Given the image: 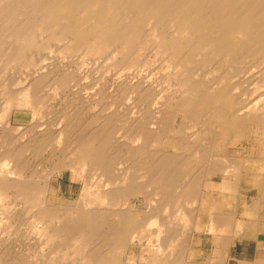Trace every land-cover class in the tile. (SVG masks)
<instances>
[{
  "label": "bare ground",
  "instance_id": "bare-ground-1",
  "mask_svg": "<svg viewBox=\"0 0 264 264\" xmlns=\"http://www.w3.org/2000/svg\"><path fill=\"white\" fill-rule=\"evenodd\" d=\"M248 3L251 4H249L250 9L247 7ZM203 25L209 28H207L210 35L208 36L212 43L208 46L211 48H216L222 40L244 39L248 43L263 41L264 0H0V215L8 214L6 217L8 220L3 216L5 222L0 223V227L5 226L4 231L8 232L4 233L1 230L0 240L6 233L10 239L12 226L18 224L20 219H27L29 221L28 229H30L27 231L34 235L35 241L44 242L43 248H45V244L50 247L56 244L59 249L61 248L59 243L66 246L64 250L68 254L63 251V256L60 258L62 252H58L60 253L58 257L57 251L53 248L58 260L54 257L55 255L51 254L53 258L50 257L51 259L46 264H132L136 259L144 260L146 258L145 255L140 254L142 251L149 253L148 264H181L179 257H172L170 252L171 239L175 234L170 230V220L175 218L170 219V167L174 161L170 162V61H176L179 57V51L182 48L179 38L187 36L190 40H194L192 37L202 33L200 27H204ZM247 32H254V34L250 37ZM255 32L259 34L256 35ZM54 46L58 49L53 51H58V56H56L57 53L54 55L59 58L61 68L64 67L62 64L66 58L73 59L75 55L79 57V53L82 52L84 56H92L96 59L98 56L102 59V56L105 57L106 54L108 56V52H110L111 56L108 57L112 59H109L113 63L119 64L118 66L121 68L127 69L128 75L126 74L124 79L118 80L117 84L133 91L136 98L129 102L132 105H138L139 109L137 110L135 106L133 109L137 111L134 114H124L125 117H122L124 115L121 114L122 116L117 117L112 115L113 109L112 113H109L110 104L109 107L106 105L109 108V110L107 109L109 114H107L103 106L106 104H104L101 94L103 90L98 91L97 88L100 86L96 85L97 87H95V81L92 82L93 87L90 88L94 89L95 87L99 93H95L94 90L92 93L90 89L88 91L91 92L84 95L83 91V94L80 95V90L87 88L81 87L80 94L78 91L73 92L75 96L70 94L71 96L68 97L66 95L68 99L70 98L69 101L60 99V93L62 94L68 88L71 80H75L73 73L76 71L71 72V75L66 67L64 69L69 74L63 72L64 69H61L62 72L60 70L57 72L58 64L54 69L49 60L46 61V58H53L52 54H49L51 58L49 57L48 52L52 53V47L55 49ZM187 49L190 48L187 47L185 50ZM148 51L152 52V60L146 57ZM204 53L207 52L204 51ZM204 53L202 51L201 56ZM211 56L215 58L216 55ZM85 57L82 56L83 59ZM217 58L219 57L217 56ZM107 60L104 59L105 62L99 60L103 64L101 63L102 67L98 69L100 63L96 67L95 63L91 61L95 68L91 69L90 64L92 65V63L90 62L89 69L92 72L95 70L97 73L101 71L104 73L108 67L105 63L112 62ZM57 63H59L58 60ZM149 63L153 64L152 68L156 69L154 70L155 74L148 73L151 74L148 75L146 73ZM145 65L148 66L145 67L146 69H144ZM110 67L112 66L110 65ZM118 68L121 73L123 69ZM130 68L137 70H133L134 77L129 74ZM23 69H29V71H23L26 77L22 72ZM115 71L114 69L113 72ZM20 73L24 75H20ZM84 73L85 71L82 69L77 71V75L85 76V78L90 71L83 75ZM105 75L107 76V72ZM111 76L110 78L113 80L114 77ZM93 77L100 76L93 75ZM87 82H89L88 79ZM101 82L103 81L101 80ZM222 82L219 81V86H215L209 95L197 96L198 101H194L196 104L198 103V109L206 107V105L209 108L212 107L210 108L212 111L209 108L208 110L209 113L211 112L209 117L213 124L210 120L211 123L208 120H205V124L202 123L204 125L210 123L206 127L212 126L218 132L221 129L223 132L229 130L233 132L232 130L237 128L238 130L253 128L255 132L260 130L261 133L253 136H260L259 139L264 138V104L257 103L262 97L258 101L256 100L257 102L250 104L245 111L242 108L229 114L226 105L227 102H231V98L227 91L220 87ZM75 85L76 83L74 87ZM110 85L109 90H111ZM46 86L52 87L50 89L53 93L46 88L52 95H42L41 91ZM77 86L80 87V85ZM184 86L186 85L183 84V88H185ZM122 92L128 93L129 91ZM111 94L110 96H112ZM198 95L200 96V94ZM66 96L64 95L63 98ZM172 98L174 99V97ZM118 99H121V96ZM122 99H125L124 94H122ZM115 100L117 101L116 98ZM110 101L113 105V100L110 99ZM174 102L175 106H172L176 109H188L195 104L191 103L189 97L180 103L175 100ZM129 106H127V111ZM116 110L119 112V109ZM204 111L206 112L205 109ZM16 113L28 114L29 121L25 125L16 122L14 120ZM196 115L198 118L199 114ZM114 122L119 124L122 122L120 124L122 127L118 126L122 128V132L117 133V126L114 130ZM198 126L200 127V125ZM201 133L198 135H203ZM252 133H254L253 130ZM221 134L224 133L221 132ZM195 135L197 136V134ZM207 136L209 137V135ZM215 136L217 142L213 148L217 152L219 149L217 145L225 135ZM200 138L202 141L199 139V142L206 139ZM193 141L198 142L197 137L189 142L193 144ZM197 147L195 146V148ZM184 150L186 151V149ZM263 152L258 151L257 157L255 159L252 157L253 159L250 161L255 162L260 157L264 159ZM193 155H196V152ZM184 162L186 163V161ZM182 163L181 165H183ZM180 167L179 169H181ZM211 167H213L212 164ZM229 168L231 166L208 168L200 174L202 176V173L208 175L221 173L223 176H234L238 180L248 172L244 170V173L238 167L231 170ZM64 171L70 172L71 180H82L84 182L82 189L75 201L61 198L51 201L50 197L54 195L52 182ZM260 173L257 172L254 175H261ZM255 180L253 186L260 196L258 199L256 198L257 201L254 205L256 208H260L263 206L261 205V200H263L261 196L264 192L262 185L264 183L259 178ZM197 181L198 184L199 179ZM249 182L251 183V181ZM197 184L188 185L185 189L196 190V193L201 185ZM225 187H227L225 183L220 186L221 189ZM196 197L193 198V201L197 200ZM193 203L191 204H196ZM198 204L200 205V203ZM143 207L145 208L142 209ZM185 207L186 204L183 207L184 211ZM191 210L190 214L187 212L188 216L183 213L184 211L179 213V210V215L174 219L175 223L181 227V232L187 235L185 243L191 235L189 229L195 222L196 211ZM29 216H32L33 220L31 218V221L28 220ZM6 221L8 222L6 223ZM188 223H191V226ZM7 224L8 228H6ZM238 224L234 225V235L244 229ZM188 226L191 228L187 230ZM217 227L222 228L217 224L210 228L214 236L220 234L221 229L218 232ZM24 231L25 234L27 231ZM230 234H228L229 236L223 235L226 237L224 244L223 241L220 245L218 244L220 247L223 244L222 247L227 248L229 242L232 241ZM249 235L247 234V236ZM26 242L24 243L26 244ZM30 242L32 243V241ZM185 243L181 245L183 246L182 251L185 250ZM135 245L139 249V256L130 254L131 247ZM49 251L51 250L49 249ZM222 251L224 254L226 250ZM19 252L15 256H18ZM46 252L44 251L45 255ZM65 253L67 257L64 255ZM23 254H21L22 259L28 256L26 254L23 257ZM10 259L12 264V257ZM21 262L20 260L18 263L21 264ZM32 262L34 264V260Z\"/></svg>",
  "mask_w": 264,
  "mask_h": 264
},
{
  "label": "rangeland",
  "instance_id": "rangeland-1",
  "mask_svg": "<svg viewBox=\"0 0 264 264\" xmlns=\"http://www.w3.org/2000/svg\"><path fill=\"white\" fill-rule=\"evenodd\" d=\"M249 4L250 3H248L247 7L250 9L251 6H249ZM248 8H247V10H248ZM203 26L204 27H200L202 33H200V34L198 33L199 35L197 34V36L194 38L192 37V39H194V40H190V38L187 36H181V38H179L181 41L180 45L182 46V48L179 51L180 52L179 57H177L178 59L176 61H173V62L170 61V105L175 106L174 100L179 101V103H180L182 101H185L186 98H188V97L190 98L192 104L195 103L191 108H188V109H176L173 106H172L173 108L170 106V162H172L171 160H174L173 163H171V167H170V177H171L170 178V219L172 217L176 218L181 211L183 212L184 211L183 207L185 206V204H186V207H185L186 212L184 211L183 213L185 215L187 214L186 216H188V213L189 214L191 213L190 212L191 209H192L191 211H196L198 209V206H199L198 211H196V214L194 215L195 220L194 219L193 220L195 222H193L192 228L190 227L191 223H188V225H190V226H188V228L186 227L187 230L189 228H191V229H189L191 231V235H190L189 239L187 240V243H185L186 241H184L187 239L186 238L187 235H185L183 232H181V229H180L181 227L179 226L178 223H175L176 222V220H174L175 218H172L170 220L171 221L170 230L172 232H175L174 237L171 239L172 243H170V247H171L170 252L172 253V257H179L181 264H225L226 262H225L224 258L226 257L228 251H226L223 254L222 245H221V247L219 246L222 241L224 244V239H225V236L220 235L221 232H222V234H225V232H226V234L228 232H233L235 229L234 225L238 224V223H239L238 224L239 226L244 227L247 231H251V232L252 231L254 232V228L257 227L258 225L264 226V195H263L264 192L261 196L263 199V200H261V205H263V206L262 207L260 206V208H258V207L256 208L254 203H255V201H257L258 196H260V195L257 194L255 187L253 186L254 182L256 181L255 180L256 178L257 179L259 178L260 181L264 183V181H263L264 180V161H263L264 159L260 157V158H258L259 160L257 159L258 161L256 160L257 162L256 161L255 162L250 161L253 158L255 159L257 157L256 153L258 151H262V152L264 151V138L259 139L260 136H257V137L253 136L254 134L260 135L261 134L260 130L255 132V129H253V128H248V129H245V128L242 129L241 128L240 129L241 131H240L237 128L236 130L233 129L232 130L233 132H231V130H229L230 132L229 131L223 132V131H221L223 129H221L218 132L212 126H210L212 128H210V127L207 128L206 126H209L210 123L212 122V119L209 117V115L211 113V112L209 113V110L212 111L210 109L212 107L209 108V106L206 105V107L203 106V107H201V109H198L197 108L198 103L196 104V102L199 99L196 97L197 96L203 97V96L209 95V93L214 89L215 86H217V85L219 86V84H218L219 81H223L222 85H220V87L222 89H224L225 91H227V94L231 98V100H230L231 102H229V103L227 102V105H226V108L229 111V114H231V112L234 113L236 111H239V109L241 110L242 108H243V111H245V109L250 104L254 103L256 100L258 101V99H260V97L263 98V96H264V39H263V41H258V42L253 41V42H251L252 44L246 42L244 39H235V40L233 39L230 41L222 40L220 43L217 44L216 48H211L208 46V45H211L210 43H212V40H210L211 42L209 41L210 35H209V31L207 30L208 26H205V25H203ZM247 34H248V36L252 37L254 32L253 33L247 32ZM255 34L258 35L259 33L255 32ZM191 42H192V45H191ZM189 44L191 47L188 46ZM55 47L56 46H54V48ZM187 47L190 49L185 50ZM56 49L57 48L53 49V47H52V53H51V51H49L50 53L48 52V55L52 54L51 57L55 58L56 60L51 58L49 55V57L51 59L46 58V61L49 60L52 67L54 66V69L58 64V66L56 68L57 72H59V70H60V72H62V70L66 67H67L66 69L70 72V74H71V72L73 73L76 71L75 73H73L74 79L76 81L71 80V83L68 86V88H66L62 92V94L60 93V95H59L60 99H63V100L67 99V101H69L70 98L68 99V97L71 96L70 94H72V96H75L74 95L75 93H73V92H78L81 89V87L82 88L87 87L85 89H81L80 90L81 94H80V91H79V94L82 95L83 91H84V95H86L87 92H91V91H92V93H94V92L99 93V92H101V89H102L103 92H101V94L103 96L104 104L106 103L105 105H103L104 109L107 112V109L109 110V108H110V111H109L110 114L112 113L111 112L112 109H113V113L116 111L115 114L112 113L113 116L115 115V116L119 117L121 114L122 115L130 114L131 115V113L134 114L139 109L138 105H135V104L132 105L130 103L133 101L134 98H136L135 94L133 95V91L130 89H125L124 87L119 86V84H117L118 80L124 79L126 77V74H127L126 70L127 69L121 68V66H118L119 64L113 63V61L110 60L112 58L108 57L110 55L109 54L110 52H108V56H107V54L105 57L102 56L101 57L102 59L98 58L99 56L98 57L96 56L97 59L93 58L92 56H89L90 58L91 57L93 58V59L91 58L92 60L86 55H85L86 56L85 57L83 55V52H82L81 53L82 55L79 53V57L81 56L80 57L81 59L78 57V55H75L77 57H75V56L73 57V59L75 58L74 61L72 58L68 57L65 59L66 61H63L64 64H62V65L64 67L61 68L59 58L55 57V55H54L55 53H57L56 56H58V51L57 52L53 51ZM227 50H228V53H227ZM202 51H203V53H204V51H206L207 53H204L201 56L200 53H202ZM211 52H212V54H211ZM208 53H209V55H208ZM210 54L216 55L215 58L217 60L215 58H212L213 56H211ZM146 55L145 56L148 59H151V60L153 59L152 52L148 51L146 53ZM82 56L85 57L86 60L87 59L88 60L86 61L85 59L82 58ZM217 56L219 58H217ZM225 56H227V57H225ZM106 57L108 58L109 61H112V62H107L108 60ZM198 57H199V59H198ZM76 58H78V59L76 60ZM103 58L105 60H107L106 61L107 63H105V64H107L109 68H112L111 70L114 71V69H115L116 70L115 72H113V71L111 72V70L108 67H106L107 70L105 69L104 73H102L101 70H100L101 71L100 73H97L95 70H94V72H92L89 69V64L91 61L94 62L95 66L97 67V65L100 63L99 60H103V62H105ZM220 58H221V60H220ZM69 59H71V60H69ZM251 59H252V61H251ZM57 60L59 63H57ZM67 60H69L70 62H72V61L73 62L70 64V62ZM210 60H211V62H210ZM248 60H250V62H248ZM202 61H203V63H202ZM49 62H48V64H50ZM74 62H76V63H74ZM103 62H101V63L103 64ZM83 63H85L86 66L83 65ZM94 63H92V65L90 64L91 69L95 68ZM101 63H100V66L97 67V69L99 67H102ZM113 64H115V65L113 66ZM221 64H223V65H221ZM110 65L112 67H110ZM148 65L151 69L145 65L144 69H146L148 67L146 73L147 74L148 73L155 74L156 72H154V70H156V69L154 67L152 68L153 64L151 65L149 63ZM224 65H225V67H224ZM243 65H245V66H243ZM253 65H255V66H253ZM81 66H82V68H81ZM115 66H117V68H115ZM118 67H120V69H123V71L125 69V72L123 73V71H122L120 73L121 70L118 71L119 70ZM86 68L90 71V73H88L86 75L87 76L86 78H85V76L83 77L81 75L80 76L77 75V71H79V69L80 70L82 69L83 71H85V73L89 72V71H86L87 70ZM66 69H64L65 71L63 70V72L67 73L68 71ZM142 69H143V67H142ZM144 69H143V71H144ZM133 70L137 71L136 68H133V69L130 68L129 74H132L134 72ZM23 71L26 72V71H29V69H27V70L23 69L22 72ZM148 71H150V72H148ZM25 72H23V73L25 74ZM69 72H68V74H69ZM106 72H107L108 77L105 75ZM108 72H109V74H108ZM21 73H20V75H24ZM85 73L83 75H85ZM101 73H102V75H101ZM134 74H135V72H134ZM134 74H132L133 77L135 76ZM151 74H148V75H151ZM88 75L90 78L88 77ZM93 75L94 76H100L102 79L100 77H93ZM110 76L114 77L113 80H112V78H110ZM25 77H26V74H25ZM115 77L118 79H116ZM83 78H84V80H83ZM92 78L93 79L96 78V79L93 80ZM87 79L89 82H87ZM115 79H116V81H114ZM97 80H98V82H96ZM101 80L103 82H101ZM74 81L76 83L75 87H74V84H75ZM78 81H80V82L77 84ZM84 81H85V83H84ZM94 81H95V84H94L95 87H97L96 85L100 86L97 88L99 92L97 91V89L95 87H94V89L90 88V87H93L92 82H94ZM175 82H176V84H175ZM90 83L92 86L90 85ZM110 83H111V85H110ZM108 84L110 85L111 90H109ZM183 84L186 85V86H184L185 88H183ZM77 85H80V87ZM78 87H79V89H78ZM117 87L119 90L116 89ZM258 87H260V89H258ZM46 88H47V90L50 88L52 89L51 86L44 87L43 91H41L42 95H44V94L52 95V94H49L50 91L52 92V90L50 89V91H47ZM72 88H73V90H72ZM75 88L78 90L76 91ZM122 88H123V90H122ZM255 88H257V89H255ZM70 89L72 90V92H70L71 91ZM90 89H91V91H88ZM67 90L68 91L70 90V91L67 93L66 92ZM93 90H94V92H93ZM116 90H118V91H116ZM125 90L129 91L131 93H129V92L123 93L122 91H125ZM107 92H110V93L108 94ZM121 92H122V94H124V97L126 100L122 99V94H120ZM65 93H67V94H65ZM111 93H113V94H111ZM79 94H77L78 97H79ZM110 94L112 96H110ZM128 94H130V95L127 96ZM198 94H200V96ZM64 95L65 96L67 95L68 97L66 96L65 98H63ZM119 96H121L122 100L118 99ZM130 96H132V97H130ZM181 96H183V97H181ZM129 97L131 98V100H128V99H130ZM172 97H174V99ZM192 97L194 98V100H192L193 99ZM108 98H109V101L107 102ZM115 98L117 99V101L116 100L114 101ZM178 98H181L182 101H181V99L177 100ZM262 98L260 99L261 102H260V100H259V102L256 101L260 105L264 104L263 103L264 98L263 99ZM110 99L113 100V105H112V101H110ZM120 100H121V103H122V101H125L126 103L123 102L121 104L119 102ZM194 101H196V102H194ZM114 102H115V105H114ZM128 103L130 104V106L132 108L129 106ZM110 104L112 107L110 106ZM119 104H121V106H118ZM123 104H124V106H123ZM106 105L108 107L109 106L110 107L108 108ZM126 105L129 106L128 111H130V109H131L130 113H128ZM122 106H123V109L121 108ZM135 106H136L137 110L133 109ZM124 107L126 108V110ZM203 108L206 110V112L208 114L204 111ZM208 108H209V110H208ZM116 109H119V112ZM132 109H133V111H132ZM141 109H142V107H141ZM202 109H203V113H202ZM199 110L201 111V114H200ZM125 111H127V112L125 113ZM121 112H124V113H121ZM109 113L107 112V114H109ZM186 113H187V115H186ZM195 113L199 114L200 118L199 117L197 118L196 117L197 115ZM200 115L201 116L203 115V116L201 117ZM125 116L126 115H124L122 117H125ZM190 116H192V117H190ZM207 116H208V119H207ZM29 119H30V116L28 114L16 113L14 116V120H16V122H20L21 124H24V125L26 122L29 121ZM205 120L206 121L210 120L211 122L209 121L210 122V123L208 122L209 124L204 125ZM114 123H115V126L113 125V128L115 130V127L120 126V124L122 122L120 124L118 122H114ZM196 123L198 125H200V127ZM211 124H213V122ZM120 127H122V126H120ZM118 129L116 130L117 133L122 132V128L118 127ZM190 130H191V132H190ZM207 130H209V131H207ZM237 130H238V132H237ZM252 130L254 133H252ZM247 131L250 133H248ZM211 132H213L214 134ZM221 132L224 134H221ZM175 133H177V134H175ZM194 133L197 134V136ZM200 133L203 135H198ZM239 133H241V134H239ZM235 134L238 136L236 137ZM207 135H209V137ZM215 135H220V137H222L223 135L226 136V137L223 136L224 138H222L220 140L221 142H219V144L217 145V146H219V149L217 150V152H215L216 150L213 148L217 142V141H215V137H216ZM194 136H195V138L197 137L198 142L193 141V144H192L189 141H192V139H195ZM199 136L204 138V139L206 138V139L203 142H201L202 139ZM210 136H211V138H210ZM237 138H239V139H237ZM199 139L201 140L200 142H199ZM253 140H255V141H253ZM260 141H262V142H260ZM200 144H202L203 146ZM195 146L196 147L198 146V147L195 148ZM200 146H202V147H200ZM201 148H204V149H201ZM184 149H186V151ZM187 149H188V151H187ZM218 151H219V153H218ZM195 152H196V155H193ZM198 154H199V156H198ZM171 156H173V157H171ZM194 156H196V157H194ZM263 156H264V154H263ZM182 158H183V160H181ZM182 161H183V163H182ZM184 161H186V163ZM243 161H246V162L244 163ZM247 161L249 162L250 166H248L249 164ZM180 162L183 165H181ZM192 163L196 164V165H193ZM211 164L213 167H211ZM224 165H226V166H224ZM182 166H183V169H182ZM186 166H188V167H186ZM227 166L228 167L231 166V168H229L230 170L235 168V167L236 168L238 167V169H240L242 172L245 173L244 170H247L248 172H247V174H244L243 176H241L239 179L237 178L238 180H236V178L234 176H223V174H221V173H215L213 175H208V174L202 173L203 174L202 176L200 174V172L206 171L208 168L209 169L210 168H221V167L223 168V167H227ZM119 167H120V165H119ZM179 167L181 169H179ZM245 167H246V169H245ZM257 172L258 173L261 172L260 173L261 175H254ZM196 179L197 180L199 179V183L201 185L199 183L197 184L198 181ZM249 181H251V183ZM206 182H207V184H206ZM222 183H225L227 185V187H225L224 189H221L220 186ZM83 184H84V182H82V180H71L70 172L64 171L62 173V175L56 176L52 182V190L54 192V195H52L50 197V200L55 201L56 198H61L64 200H74L75 201L78 198V195L82 189ZM195 184L200 185L198 188V191L196 193H195L196 190L195 191H192V190L188 191L187 189H185L186 186L195 185ZM182 185H185V186L182 187ZM262 185L264 186V184H262ZM191 191H192V193H194L193 195H192ZM187 192H189V193H187ZM186 194H188V195L185 196ZM194 197L197 198L196 201H193ZM198 200H200V201H198ZM262 201H263V203H262ZM136 203L138 204V201H136ZM191 203H193V204L196 203L195 204L196 206L192 205ZM198 203H200V205ZM139 205L141 206V204H139ZM189 205L194 206V207H191V206L189 207ZM144 208L145 207H143L142 209H144ZM188 209H190V210H188ZM178 211H179V213H178ZM2 214L5 217V219L8 220L6 218V217H8L7 216L8 214L7 215H5L4 213H2ZM3 216L0 215V217H2L1 219L3 220V221L1 220L0 223L5 222V219ZM30 218H31V220H33L32 216H29L28 220H30ZM172 220H173V222H172ZM7 222L8 221H6V223ZM25 222H27L26 225H25ZM28 222L29 221H27V219H20L18 224L13 223L14 226H12L13 230H12V233H10V234H12L10 239H8V237L6 236V234H8V233H6L2 237L1 240H4V241L7 240V241L4 243V241L0 240V248H1L0 249L1 250L0 251V264H4V263L11 264V259H10L11 257H12L13 262H15V261L17 262V263L15 262V264H20V263H18V262H20V260L22 261L21 264H23V262H26L24 264H33L32 260H34V264L36 262H38L37 264H46L51 259L50 257H52L53 255L56 254L55 251H57V253L62 252L60 258L63 256L62 255L63 251L66 252L64 250V248L66 249V246L63 245L62 243H59V247L61 246L60 249L56 246V244H55L56 247L54 245L50 247V246H47L45 244V246H44L45 248H43L42 246L44 245V242L39 241L40 242L39 243V242L35 241V239L33 237L34 235H31L32 233L30 232L31 233L30 234L27 231V230H30V229H28ZM194 223H195V225H194ZM2 224H5V223H2ZM216 224L219 226H222L221 224H225V225H223L222 228L217 227V229H218L217 231L219 232L220 229H221V231L219 232L220 233L219 235L214 236L211 233L210 228L215 227ZM2 226L0 227V232H2V231L4 233L8 232V231H4L5 226L3 228H2ZM16 226H18L19 229H17L18 227H16ZM249 226L251 227V229H249L250 228ZM171 227H172V229H171ZM223 227H225V228H223ZM6 228H8V224L6 225ZM225 229H226V231H225ZM6 230H8V229H6ZM24 230L27 231L25 234H24V232H25ZM14 231H16L17 233ZM16 234H17V236H16ZM26 234L29 237L25 236ZM24 236L26 238H28L30 241H32V243L28 239H26ZM25 239L28 240L29 242L28 241L26 242ZM32 239H34V240H32ZM24 242H26V244ZM183 243H185V245H186L184 251H182L183 246H181V245H183ZM179 246H180V249L178 250ZM53 248H55V251ZM49 249L51 251H49ZM61 249H62V251H61ZM217 249H219V251H217ZM17 250H19L20 252ZM220 250H221V252H220ZM44 251L45 252L47 251L46 255L44 254ZM18 252H19V254H17V255L19 257L15 256L16 253H18ZM23 253L28 254L27 257L23 258L24 260L21 258L22 257L21 254H23ZM60 253H58V257L60 255ZM66 253L64 255L67 257ZM132 253L134 256H139V249L136 245L131 247L130 254H132ZM26 254H23V257L26 256ZM51 254H52V256H51ZM140 254L145 255L146 258L144 260L143 259H136L135 263L133 262L132 264H148V261L150 258L149 253L142 251V253H140ZM177 254H179L180 256H178ZM56 255L54 257H56ZM4 257H6V258H4ZM58 257H56L57 260H58ZM19 258H21V259H19ZM35 258H37L36 259L37 261L35 260ZM29 259H30V262H29ZM124 261H125V259H124ZM1 262H3V263H1ZM13 262H12V264H13Z\"/></svg>",
  "mask_w": 264,
  "mask_h": 264
},
{
  "label": "crops",
  "instance_id": "crops-1",
  "mask_svg": "<svg viewBox=\"0 0 264 264\" xmlns=\"http://www.w3.org/2000/svg\"><path fill=\"white\" fill-rule=\"evenodd\" d=\"M221 225L223 226L224 224ZM255 228L254 232L248 231L247 233L244 228L236 235L233 234L235 231L231 232V234L228 232L232 241L229 242L227 248L222 247V250L225 251L227 249L226 251H228L224 258L225 264H264V226L258 225ZM247 234L250 235L247 236Z\"/></svg>",
  "mask_w": 264,
  "mask_h": 264
}]
</instances>
